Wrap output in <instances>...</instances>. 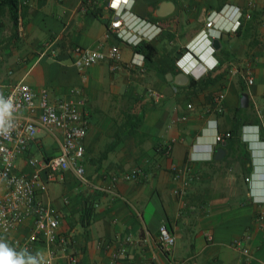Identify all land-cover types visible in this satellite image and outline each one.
Returning <instances> with one entry per match:
<instances>
[{"label":"crops","instance_id":"obj_1","mask_svg":"<svg viewBox=\"0 0 264 264\" xmlns=\"http://www.w3.org/2000/svg\"><path fill=\"white\" fill-rule=\"evenodd\" d=\"M85 1L29 0L17 34L8 11L0 15V92L25 81L37 92L47 89L52 101H82L88 122L83 143L90 184L68 170L39 193L58 218L68 248L40 241L35 253H53L55 264H69L70 255L79 264H111L113 254L122 252L117 264H264V0H125L134 27L161 28L149 41L157 53L145 61V72L127 66L142 55L135 45L117 32L106 36L114 16L110 0H89L86 10ZM250 4L252 19L242 20L236 32H224L221 48L212 54L201 36L208 20L231 27L230 15ZM48 41L59 55L41 58ZM73 45L118 46L126 67L113 71L102 62L80 71L69 53ZM191 49L211 66L218 64L202 81L179 78L197 63ZM222 93L219 114L215 104ZM217 131L233 136L216 144ZM62 139L60 130L41 134L30 152L54 156ZM173 139L171 157L158 153V145ZM172 164L190 166L195 175L184 198L174 193ZM18 168L30 170L25 157ZM136 170L144 173L141 179L113 185L112 175ZM101 186L114 187L125 199ZM89 204L93 211L85 219ZM163 223L176 237L171 251L158 245ZM32 227L29 219L13 236L25 238ZM238 239L244 243L236 247Z\"/></svg>","mask_w":264,"mask_h":264},{"label":"built area","instance_id":"obj_2","mask_svg":"<svg viewBox=\"0 0 264 264\" xmlns=\"http://www.w3.org/2000/svg\"><path fill=\"white\" fill-rule=\"evenodd\" d=\"M124 1L110 0L109 7L114 12V16L106 36L109 37L117 32L119 38L135 46L142 41L154 39L160 33L161 28L153 25L152 27L157 31L150 32V27L145 29L134 27L126 17L128 10L123 7ZM28 2L29 0H21V6L27 5ZM83 4L86 10L91 5V1H85ZM252 7L253 4H250L248 10L238 8L235 15L231 14L229 18L234 16L235 22L231 27L217 26L214 19L208 20L207 28L201 32V36L212 44V39L219 38L224 32H236L242 20L252 19ZM69 53L73 64L80 71L102 62H108L113 71L126 67L123 65L122 52L118 46H112L109 49H92L73 45ZM47 55L54 57L59 55L54 41L46 42L40 51L41 58ZM140 56V59L133 58L127 66L145 72V59L143 55ZM199 76L196 75V78ZM249 77L248 81L252 84L253 77L251 74ZM150 95L161 98V94L156 91H151ZM224 99V93L216 98L215 111L219 114L224 112ZM82 103V101L66 99L52 101L47 89L37 92L30 84L22 80L12 85L7 91L0 92V185L4 187V192L0 197V242L13 249L24 264H31L33 260L37 261V264H55L53 253L48 256L35 253L34 246L37 242L43 241L48 248L56 244H60L64 251L68 248V238L59 233L58 218L52 209L39 198V193L47 192L48 186L61 180L64 172L68 170L73 171L81 183L90 184L84 164L85 146L83 143L88 131V122L80 110ZM191 107L192 105L189 104L188 108ZM181 119L187 120L188 115H184ZM57 130L62 132L63 139L56 155L48 157L30 152L31 145L39 142L41 134H53ZM231 137L230 131H217L214 137L215 143H221ZM175 142L176 140L173 139L158 145V153L166 158L171 157ZM23 157L30 168L29 171L18 168V161ZM170 170L173 180L178 184L174 193L179 198H184L191 183L195 180V175L190 166L180 168L172 164ZM142 176L144 173L141 170L115 174L112 175V182L116 185L120 181L141 179ZM98 188L115 197L125 199L114 190V187L101 186ZM29 219L33 220L30 235L25 238L13 236V231ZM126 241L132 243L131 238H127ZM243 243V239H238L233 245L239 247ZM158 245L164 251H171L176 245V237L166 223L159 227ZM244 252L249 253V250L244 248ZM121 254L123 252L113 254L111 264H117ZM68 259L69 264H79L76 255H70Z\"/></svg>","mask_w":264,"mask_h":264},{"label":"trees","instance_id":"obj_3","mask_svg":"<svg viewBox=\"0 0 264 264\" xmlns=\"http://www.w3.org/2000/svg\"><path fill=\"white\" fill-rule=\"evenodd\" d=\"M26 6H21V0H0V15L4 12L8 11L11 21L13 23V28L15 33L17 34L19 31L20 23L24 17V13L26 12ZM136 49L139 53L144 56L145 61H151L155 54L157 53V48L149 41H142L140 44L136 46ZM206 76L202 77L201 79L197 80L191 78L192 81H202L205 79ZM232 136H233V132ZM93 205L89 204L86 207V214L85 219L89 216V213L93 211Z\"/></svg>","mask_w":264,"mask_h":264},{"label":"clouds","instance_id":"obj_4","mask_svg":"<svg viewBox=\"0 0 264 264\" xmlns=\"http://www.w3.org/2000/svg\"><path fill=\"white\" fill-rule=\"evenodd\" d=\"M209 49L212 54L216 51L211 43L209 44ZM189 53L191 57L197 59V63L186 70L188 72L187 75L194 79H201L218 65L215 64L211 66L202 58V54L197 53L195 49H191ZM196 75H200L199 78H196ZM0 264H24V261L19 258L18 254L13 249L9 248L5 243L0 242ZM31 264H37V261L33 260L31 261Z\"/></svg>","mask_w":264,"mask_h":264},{"label":"water","instance_id":"obj_5","mask_svg":"<svg viewBox=\"0 0 264 264\" xmlns=\"http://www.w3.org/2000/svg\"><path fill=\"white\" fill-rule=\"evenodd\" d=\"M167 4H169V2H167ZM171 5H172L173 7H175L174 4H171ZM166 11H167V10H166ZM169 13H170V12H169ZM166 14H168V12L165 13L164 15H166ZM212 46L215 48V50H219V49L221 48V40H220V38H213V39H212ZM167 77L169 78V80H171V79L173 78L172 73H169V74L167 75ZM179 78H185V79H188L189 76L186 75L185 73H180V74H179ZM246 98H247V96H246L245 94H243V95H242V100H243L244 105H246Z\"/></svg>","mask_w":264,"mask_h":264},{"label":"rangeland","instance_id":"obj_6","mask_svg":"<svg viewBox=\"0 0 264 264\" xmlns=\"http://www.w3.org/2000/svg\"><path fill=\"white\" fill-rule=\"evenodd\" d=\"M0 189H1V194H3V192H4V187H2V185H0Z\"/></svg>","mask_w":264,"mask_h":264}]
</instances>
